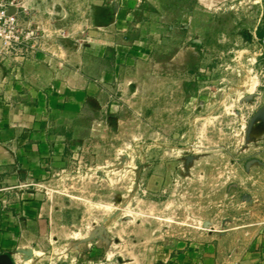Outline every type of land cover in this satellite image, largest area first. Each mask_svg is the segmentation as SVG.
I'll return each mask as SVG.
<instances>
[{"label": "rangeland", "instance_id": "obj_1", "mask_svg": "<svg viewBox=\"0 0 264 264\" xmlns=\"http://www.w3.org/2000/svg\"><path fill=\"white\" fill-rule=\"evenodd\" d=\"M86 5L99 34L83 43L102 35L142 65L108 85L37 199L98 239L100 258L111 237L146 232L249 244L264 223V0Z\"/></svg>", "mask_w": 264, "mask_h": 264}, {"label": "crops", "instance_id": "obj_2", "mask_svg": "<svg viewBox=\"0 0 264 264\" xmlns=\"http://www.w3.org/2000/svg\"><path fill=\"white\" fill-rule=\"evenodd\" d=\"M18 1L19 21L39 38L32 53L0 55V264H264V223L244 247L225 243V235H115L100 258L98 239L87 243L86 231H72L74 220L58 219L37 199L41 181L70 158L108 85L142 64L102 35L83 43V35L99 34L96 24L90 29L87 0ZM100 223L93 215L78 224Z\"/></svg>", "mask_w": 264, "mask_h": 264}, {"label": "built area", "instance_id": "obj_3", "mask_svg": "<svg viewBox=\"0 0 264 264\" xmlns=\"http://www.w3.org/2000/svg\"><path fill=\"white\" fill-rule=\"evenodd\" d=\"M18 0H0V55L34 52L36 35L24 27L17 17Z\"/></svg>", "mask_w": 264, "mask_h": 264}, {"label": "trees", "instance_id": "obj_4", "mask_svg": "<svg viewBox=\"0 0 264 264\" xmlns=\"http://www.w3.org/2000/svg\"><path fill=\"white\" fill-rule=\"evenodd\" d=\"M255 35L258 39H261L264 36V31H262L260 28H257L255 31Z\"/></svg>", "mask_w": 264, "mask_h": 264}]
</instances>
